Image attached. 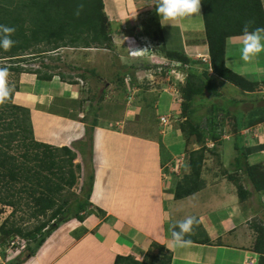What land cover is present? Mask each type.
<instances>
[{
	"label": "crops",
	"instance_id": "crops-1",
	"mask_svg": "<svg viewBox=\"0 0 264 264\" xmlns=\"http://www.w3.org/2000/svg\"><path fill=\"white\" fill-rule=\"evenodd\" d=\"M260 1L264 10V1ZM102 2L112 24L111 37L117 40L115 47L121 45L124 50V38L135 35L142 46L156 44L163 48L162 53L183 52L192 61L208 55L201 8L199 15L171 22L156 14L152 0ZM142 13L147 14L146 20L142 21ZM239 37L225 41V67L250 81H264L259 71L255 76H261L259 80L251 77L252 68L258 67L264 52L251 62H243ZM101 49L114 52V42L112 47ZM115 56L113 53L114 59ZM129 57L122 62L121 75H110L103 86L96 83L97 75L92 83L91 73L76 78L81 85L76 80H63L58 74L49 81L38 80L28 71L15 74L13 102L29 110L37 141L72 149L91 133L93 185L88 206L93 211L82 221L70 218L32 254H22L7 264H114L117 256L136 262L167 257L168 264H257L253 222L264 216V193L253 189L244 164L264 168V128L260 127L256 135L243 136L241 141L245 137L249 143H243L247 154L240 167L235 162L238 153L234 135H228L215 150L217 155H207L204 161L200 174L204 186L176 199L175 189L189 173L188 153L198 146L182 131V117H174L172 127L159 124V116L181 107L170 93L164 92V81L154 80L150 89L143 88L145 74L139 72L138 65L127 62L131 58L136 62L139 57ZM140 59L148 60V56ZM112 64L108 58L103 67L113 68ZM89 81L97 86L90 88ZM100 82L104 83L102 78ZM229 87L235 91L228 92ZM217 88L222 97L223 92L230 96L253 94L226 81L218 83ZM113 107L120 109L119 118L108 114ZM102 110L107 112L104 118ZM181 157L183 163L174 172L172 167ZM81 161L77 153V162L82 164ZM231 173L240 177L236 183L247 192L243 199L237 194L236 176L232 179ZM189 215L198 220L193 233L186 236L192 245L173 249L171 225Z\"/></svg>",
	"mask_w": 264,
	"mask_h": 264
},
{
	"label": "trees",
	"instance_id": "trees-1",
	"mask_svg": "<svg viewBox=\"0 0 264 264\" xmlns=\"http://www.w3.org/2000/svg\"><path fill=\"white\" fill-rule=\"evenodd\" d=\"M80 3L84 4V9L76 16L74 12ZM201 11L209 62L189 60L183 52L164 51L167 57L188 65L186 81L181 87L180 107L181 117L184 118L181 127L182 131H186L187 137L192 138L191 141L200 145L197 150L188 153L189 173L178 183L174 194L176 199L185 198L201 189L200 174L204 161L207 155H217V147L207 150L205 140H212L220 145L224 141L223 136L233 134L234 149L238 153L235 162L240 167L246 161L247 154L243 143H249L245 137L241 141L243 136L239 135L240 130L264 122V104L251 102L252 110L246 112L241 105L236 106L237 103L243 104L240 100L229 99L225 103L217 88L222 81L250 93L264 87V81H250L224 65L227 38L241 36L242 28L248 21L253 22L250 31L264 27L261 1L201 0ZM0 24L16 28L12 37L15 45L7 52L0 50V63L7 66L13 74L25 71L19 63L27 60L21 57L26 54L34 55L32 51L44 53L45 49H90L92 45L109 48L113 45L102 0H0ZM5 61L10 62L6 64ZM42 67L47 69L44 64ZM27 71L36 74L38 80L49 81L53 76L39 74L38 70ZM81 76L84 77L83 74ZM60 77L65 80L63 76ZM215 77L219 79L215 80ZM13 89L10 99L0 105V205L11 208L12 216L25 207L28 217H21L20 224H17L11 222L12 216H9L0 225V234L5 236V243L15 236L27 239L29 246L25 253L30 255L43 243L49 231L57 229L59 224L70 218L82 221L86 215L93 185V144L91 133L86 135L88 139L75 144L72 149L37 141L29 110L14 104L15 87ZM201 98L210 102L202 103ZM99 100H102V96ZM232 107L233 111L230 110ZM202 110H205L204 114L199 116ZM236 113L244 115L243 127L237 125ZM230 118L233 129L229 126ZM17 151L21 153L18 154ZM77 153L82 158V164L77 162ZM89 166L91 171L88 170L86 178L78 184L81 171L87 170ZM244 169L253 189L257 193H264V171L259 166L247 163L244 164ZM231 177L234 179V176ZM236 181L237 179L234 180L237 194L243 199L247 192ZM75 188L79 193L78 197L73 201L66 198L61 200L59 196L63 191ZM30 219L35 220V224L27 228L25 221ZM253 229L257 235L253 244V251L258 255L257 264H264V226L257 222ZM9 262L12 261L7 263ZM123 263L168 264V259L162 257L155 258L154 262H136L117 256L114 264Z\"/></svg>",
	"mask_w": 264,
	"mask_h": 264
},
{
	"label": "clouds",
	"instance_id": "clouds-1",
	"mask_svg": "<svg viewBox=\"0 0 264 264\" xmlns=\"http://www.w3.org/2000/svg\"><path fill=\"white\" fill-rule=\"evenodd\" d=\"M151 6L155 8L156 14L163 20L180 22L186 18H191L194 15H199L201 0H152ZM83 9L84 4H78L75 9L74 15L79 16ZM252 23V21L245 22L242 28V34L239 37L240 59L246 63L253 61L262 52H264V27H257L250 31L249 29ZM15 32L16 28L14 26L0 24V50L7 52L15 45L16 42L12 39ZM139 38L132 37L133 41L131 42L129 40V37L126 36L124 38L123 49H126V51H128V55L131 57H136L135 55H139V57L148 56V60H150V62H148L146 66H143V63L141 65H138L139 69L145 72L143 78L151 82L154 81V77H160V79L163 78L162 80L164 82L162 80L160 81L164 83L162 84L164 92H168V94L170 93L176 100L175 102L180 105L182 102H179L180 100H182L181 87L185 84L186 81V69H188V65L176 59H169V57H167L165 53L161 52L160 46H156V44L148 43L147 47L142 46ZM134 53L135 55H133ZM203 57H205L207 61H203ZM195 61L209 62L208 55L199 56L195 59ZM142 66L144 67L143 69H141ZM8 77V67L0 63V105H4L10 99L14 90L13 86L9 84ZM144 79L143 82H145ZM162 116H167L168 124L162 125L158 119L159 124L164 128L172 127L173 123L176 121L174 117H181V108L175 109L174 111H172V113ZM162 116H159L158 118ZM182 119L184 118L182 117ZM262 124H264V122L257 125ZM257 125L249 128L253 129ZM246 129L248 128H244L241 133L243 135L241 136L252 134L248 132L244 133ZM227 139L228 135L223 136L224 141H226ZM192 142H194L198 146L195 141ZM208 142L213 143V146L209 147ZM204 146L207 148V150H212L214 147H218V145L212 140H205ZM177 160H181L182 165L183 157L178 158ZM181 165L176 172L179 171ZM197 224V218L191 215L181 220L175 221L171 225V247L175 249L191 246L192 241L190 239H186L185 237L193 233L194 226ZM26 250L9 261H13L18 256L25 254ZM7 262L1 264H6Z\"/></svg>",
	"mask_w": 264,
	"mask_h": 264
},
{
	"label": "rangeland",
	"instance_id": "rangeland-1",
	"mask_svg": "<svg viewBox=\"0 0 264 264\" xmlns=\"http://www.w3.org/2000/svg\"><path fill=\"white\" fill-rule=\"evenodd\" d=\"M106 16H108V15L106 14ZM146 16H147V14L142 13V18L144 17V19H142V21L147 19ZM107 19H108L109 27H110V30H111L112 24L110 22L109 17H107ZM121 21H122V19L120 18L118 22H121ZM118 31H116V33ZM127 36L129 37V40L132 42L133 41L132 37L135 36V35H133L131 37H130V35H127ZM112 38H113L114 48H115L114 52H110V51H107L105 49H100L101 47H97L96 45H92V47L90 49L61 48V49H54V50L53 49L52 50L49 49L50 51H48V49H45L46 51H44V53H40L39 51H32V52H34V55L26 54V55L22 56L21 58H24V60H27V61L19 63V65H21L23 68H26V69H24L25 71H22V72H26L27 70H38L39 74H45V73L46 74H52V75L58 74V76H63L66 81L67 80H73V81L76 80L75 82L79 83L80 85L82 84V82L77 81V79H79L78 76L80 74H84V73L85 74L91 73L94 76V78H91L92 83H94L96 81V78L98 77L99 81H97L96 83H100L103 86V85H105L106 81L110 80V75L115 74V73L119 74V76L121 75V69L124 68V65H122V62L124 61L125 57L130 58L129 55H128V51H126V49H125V51L122 50L121 49L122 48L121 45H116L117 47H115V42H117V40H115L116 39L115 36H112ZM41 48H43V47L41 46ZM36 49H38V48H36ZM40 49H38V50H40ZM113 53L116 54L115 59L113 58ZM133 55H135V53ZM33 56H37V57H33ZM135 56L139 57V55H135ZM108 58L113 61V64H112L113 68L112 67H109V68L103 67V64L106 61H108ZM116 59L118 61H116ZM138 59L140 61L137 60L136 62H134V60L131 58V61L127 60V62L129 64L133 63L135 65H141V63H143V66H146L148 64V62H150V61L145 60V59L142 60V59H140V57ZM260 61L261 62L258 65V67L252 68V70H251V77L253 76L254 79H258V80L260 79L261 76L259 78L255 77V76H257L259 73H260V75L264 74V59L261 58ZM8 62H10V61H5L6 64ZM43 64H44V66H47V69H44L42 67ZM123 64H124V62H123ZM143 66H142L141 69L144 68ZM135 71H136V69H135ZM258 71H259V73H258ZM139 72L142 73V75L145 74V72L143 70H140ZM95 75H97L96 78H95ZM100 77L102 78V82H104L103 84L100 82L101 81ZM16 79H17V77L15 76V74H13L12 72H9L8 81H9V84L11 86H13V88H14V82H16ZM162 79H160V77H154V80H162ZM144 80H145V82H142L143 88L150 89L151 86L153 85V81L151 82V81H149L147 79H144ZM91 81H89V87L90 88L91 87L93 88V87L97 86V85H94V84L91 85ZM158 87H160V86H158ZM218 90L220 92V89H218ZM227 91L228 92H232V91L234 92L235 90L234 89L232 90V88L229 87ZM222 94H224L223 95V100H224L225 103H226L225 100L229 101L228 98H231V99H233V98L235 99L236 98L235 100H240L241 102H243V104L237 103L236 106L239 107L241 105V107L246 112L252 110L251 109L252 108L251 102H256L258 105L264 104V88L263 87H260V89L257 90L256 93H253L251 95L233 94L232 96H230V95H227L226 92H223ZM225 95H226V97H224ZM206 98H201L202 103L208 104L210 102ZM181 101L182 100H180L179 102H181ZM116 104H118L117 106L119 107V103H116ZM204 109H206V107ZM230 110L233 111V107ZM119 111H120L119 108L113 107L112 110L110 112H108V114L110 116L113 115L115 118H119L120 117V112ZM204 111L205 110H202L199 113V116L203 115ZM262 111L264 112V108L262 109ZM106 113L107 112L102 110L101 113H100L101 118L106 117L105 116ZM262 114H264V113H262ZM243 116L244 115L241 114V113H236L237 125H239V127H243L244 126V124H243ZM229 126H230V129L233 126L232 118L229 119ZM229 126L227 127L228 130H229ZM140 131L144 132V130H140ZM199 147H200V145H198V148ZM88 150L89 149H87L86 152H88ZM12 152L16 153V151H14V150ZM17 153L19 154V153H21V151H17ZM19 160H23V159L19 158ZM87 163H88V161H87ZM259 167H260L261 170L262 169L264 170V168L261 165ZM174 168H175V166L172 167V170L174 172H176V169H174ZM88 170H89V168L87 167V170L81 171L80 175L78 176V178H79L78 184H80L86 178L87 173H89ZM231 175L234 176V177L236 176L237 181L240 180V177L237 176L236 174L231 173L230 176ZM257 175H258V173H257ZM203 183L204 182L201 180V177H200V185H201V187L204 186ZM19 186L20 185L18 184V187ZM76 191H77L76 188H75V190L71 189V190L63 191L62 194L59 197H61V200H64L66 198V199H68L70 201H73L75 199V197L79 196L78 191L77 192ZM60 202L61 201L59 200V203ZM92 211H93V209H91V208H89V206H87L86 214L90 213ZM11 212H12L11 208L3 207L2 205H0V225L3 223V221L6 218H8L9 216L10 217L12 216V215H10ZM68 216H70V215H68ZM21 217H23V218H27L28 217V212H27V209L25 207H22L21 210H18L10 218V221L11 222H15L17 224H20V218ZM260 221H262V222L264 221V216H262L261 218H257L253 222V224H256L257 222H260ZM25 223H27L26 226H27V228H29V227H32L33 224H35V220H31L30 219L28 221H25ZM60 226L62 227V224H59L58 227H60ZM263 226H264V223H263ZM53 231H49V234L51 232H53ZM256 236L257 235L254 232V234L252 236L254 238L253 239L254 242H255ZM4 243H5V236L0 234V246L2 247L4 245ZM158 250L160 251V249H158ZM1 255H3V254L1 253ZM1 255H0V258H1ZM2 261L3 260L0 259V264L2 263Z\"/></svg>",
	"mask_w": 264,
	"mask_h": 264
},
{
	"label": "built area",
	"instance_id": "built-area-1",
	"mask_svg": "<svg viewBox=\"0 0 264 264\" xmlns=\"http://www.w3.org/2000/svg\"><path fill=\"white\" fill-rule=\"evenodd\" d=\"M202 59H203V61H207V59L205 57H203ZM159 121L162 125L168 124L167 116L160 117ZM260 127L264 128V124L257 125L253 129L248 128V129H246V131L244 133L248 132V133H252L253 135H256V132H257V130H259ZM208 146L212 147L213 143L208 142ZM181 160H176V162L174 164L175 165L174 169H176V171L178 170L179 166L181 165ZM28 246H29V241L27 239L20 237V236H15V237L8 239L2 247L0 246V255H1V253L3 254V255H1V258H0L3 260L2 263L9 261L12 258H14L15 256H17L18 254L24 252Z\"/></svg>",
	"mask_w": 264,
	"mask_h": 264
}]
</instances>
